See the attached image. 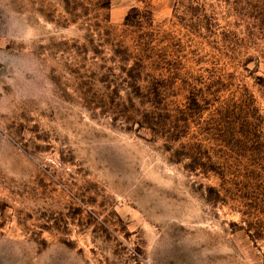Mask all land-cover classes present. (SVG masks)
<instances>
[{"label": "rangeland", "instance_id": "1", "mask_svg": "<svg viewBox=\"0 0 264 264\" xmlns=\"http://www.w3.org/2000/svg\"><path fill=\"white\" fill-rule=\"evenodd\" d=\"M0 264H264V0H0Z\"/></svg>", "mask_w": 264, "mask_h": 264}]
</instances>
